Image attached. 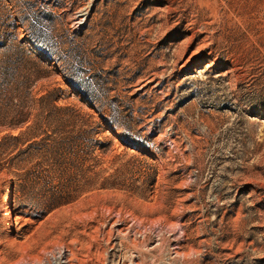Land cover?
<instances>
[{"label":"rangeland","instance_id":"obj_1","mask_svg":"<svg viewBox=\"0 0 264 264\" xmlns=\"http://www.w3.org/2000/svg\"><path fill=\"white\" fill-rule=\"evenodd\" d=\"M0 264H264V0H0Z\"/></svg>","mask_w":264,"mask_h":264},{"label":"trees","instance_id":"obj_2","mask_svg":"<svg viewBox=\"0 0 264 264\" xmlns=\"http://www.w3.org/2000/svg\"><path fill=\"white\" fill-rule=\"evenodd\" d=\"M22 79H24L21 83L25 82L28 76H21ZM6 103L10 106V108L6 113V116L4 118H8V121H4L3 124L8 125V127L15 128V127H21L23 124L27 123L30 120V113L26 110L24 105H21L18 103H13L12 101L16 99L17 96H14L9 90L6 92ZM40 98V101L44 102L46 106L50 108V110H53L54 112L61 113L66 112L70 110V107L65 105H60L57 103V98H54V96H51L50 93H47L46 95H43ZM12 113V114H10ZM28 131H20L18 134H6L2 137V139H10L14 142V145L17 143H23L26 144L25 147L21 150V152H27L31 146H33L34 143H36V140L30 141L31 139H23L26 136L30 137H36V135L33 132V125L26 126Z\"/></svg>","mask_w":264,"mask_h":264},{"label":"bare ground","instance_id":"obj_3","mask_svg":"<svg viewBox=\"0 0 264 264\" xmlns=\"http://www.w3.org/2000/svg\"><path fill=\"white\" fill-rule=\"evenodd\" d=\"M5 199H6V198H5ZM5 199H4V200H5ZM9 212H10V211H9ZM9 217H10V216H9ZM10 218H11V217H10ZM11 219H12V218H11ZM9 220H10V219H9ZM9 222H10V221H9ZM10 224H11V223H10ZM63 250H64V249H63ZM64 251H65V250H64ZM66 252H67V251H66ZM63 253H64V252H63ZM60 254H61V251H60ZM64 254H65V253H64Z\"/></svg>","mask_w":264,"mask_h":264}]
</instances>
